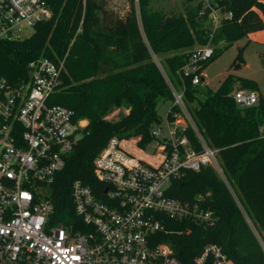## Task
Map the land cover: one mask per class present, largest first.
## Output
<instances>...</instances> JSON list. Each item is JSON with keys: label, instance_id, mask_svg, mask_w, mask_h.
Wrapping results in <instances>:
<instances>
[{"label": "trees", "instance_id": "trees-1", "mask_svg": "<svg viewBox=\"0 0 264 264\" xmlns=\"http://www.w3.org/2000/svg\"><path fill=\"white\" fill-rule=\"evenodd\" d=\"M45 2L51 17L37 23L29 36L0 39V75L11 83L25 81L30 60L41 54L61 58L67 51L62 84L52 99L85 123L51 184L56 218L73 213L70 190L74 180L95 183L92 160L108 139L137 136L140 145L146 144L151 126L160 121L157 103L172 102V91L149 54L150 46L163 56L169 82L183 89L195 128L186 129L191 144L199 147L197 132L207 146L216 149L224 177L204 165L173 179L171 195L199 201L212 211L215 222H186L179 226L181 233L160 236V240L181 260H189L205 243L214 242L230 264H264V99L259 96L255 104L238 105L232 92L255 91L257 85L232 73L200 97L198 87L180 72L191 51L209 39L210 10L203 8L202 0H181L178 11L154 8L152 0H137L139 18L134 0H128L123 16L107 0ZM218 6L232 16L221 19L211 37L213 54L198 62V72L219 54L220 42L226 46L264 29V0H220ZM116 109L125 112L108 117ZM172 110H177L173 102L168 116Z\"/></svg>", "mask_w": 264, "mask_h": 264}, {"label": "built area", "instance_id": "built-area-1", "mask_svg": "<svg viewBox=\"0 0 264 264\" xmlns=\"http://www.w3.org/2000/svg\"><path fill=\"white\" fill-rule=\"evenodd\" d=\"M219 1L202 0L203 8L210 10L209 39L191 51L180 71L193 85L201 80L198 62L213 54V33L223 17L232 16L221 11ZM51 14L45 0H0V39L27 37ZM66 54L33 58L25 81L11 83L0 75V264H230L214 242L181 260L160 240L181 233L179 226L186 222H215L212 211L199 201L171 195V181L186 170L218 166L217 150L197 132L199 147L191 144L186 129L194 123L183 89L171 82L177 110L166 116V132L153 124L144 145L137 136H111L92 160L95 183L74 180L73 213L56 218L51 184L85 123L52 99L62 84ZM232 97L240 106L258 100L257 93L247 89L234 90ZM151 141L156 146L149 158L140 150Z\"/></svg>", "mask_w": 264, "mask_h": 264}, {"label": "rangeland", "instance_id": "rangeland-1", "mask_svg": "<svg viewBox=\"0 0 264 264\" xmlns=\"http://www.w3.org/2000/svg\"><path fill=\"white\" fill-rule=\"evenodd\" d=\"M135 2L136 14L139 18V9L137 0ZM108 6L114 10L118 16H123L129 9L128 0H107ZM154 8L169 11H178L181 5V0H152L151 2ZM80 31V27H79ZM31 30H27L26 33H30ZM144 36V34H143ZM264 29L260 32L249 33L244 35L231 44L224 46V42H220L217 46L221 48L219 54L209 61L200 71V82L196 85L198 87V94L203 96L207 89H216L224 77L228 73H232L236 76L245 77L253 80L257 89L255 92L264 99ZM145 38V36H144ZM213 46V45H212ZM240 53V54H239ZM149 54L154 62L159 67L160 71L169 82L168 75L164 70L163 56L155 54L149 46ZM237 54H239L237 56ZM237 64V65H236ZM172 102L170 100L159 101L157 103V112L160 116V121L153 125L154 128H160L161 133L166 132V116L171 108ZM186 107V104H185ZM187 110V108H186ZM118 109L112 112L108 117H112L118 114ZM120 113L125 110H120ZM188 112V110H187ZM189 113V112H188ZM154 141L149 142L143 146L140 152L147 156L153 157L155 150ZM212 167V166H211ZM218 176L223 177L222 169L218 162L217 167H213Z\"/></svg>", "mask_w": 264, "mask_h": 264}, {"label": "crops", "instance_id": "crops-1", "mask_svg": "<svg viewBox=\"0 0 264 264\" xmlns=\"http://www.w3.org/2000/svg\"><path fill=\"white\" fill-rule=\"evenodd\" d=\"M263 30V29H262ZM261 30H259V31H255V32H252V33H256V32H260ZM263 41H264V37H263V39H262Z\"/></svg>", "mask_w": 264, "mask_h": 264}, {"label": "water", "instance_id": "water-1", "mask_svg": "<svg viewBox=\"0 0 264 264\" xmlns=\"http://www.w3.org/2000/svg\"><path fill=\"white\" fill-rule=\"evenodd\" d=\"M27 73H28V76H30V75H31V72H30V71H28Z\"/></svg>", "mask_w": 264, "mask_h": 264}]
</instances>
